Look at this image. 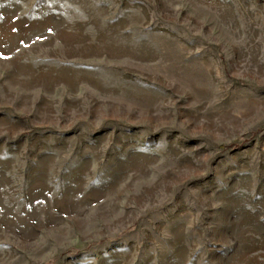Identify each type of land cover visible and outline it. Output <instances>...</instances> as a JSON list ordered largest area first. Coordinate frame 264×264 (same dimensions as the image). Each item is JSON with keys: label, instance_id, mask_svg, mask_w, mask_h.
Returning a JSON list of instances; mask_svg holds the SVG:
<instances>
[{"label": "rangeland", "instance_id": "374dc122", "mask_svg": "<svg viewBox=\"0 0 264 264\" xmlns=\"http://www.w3.org/2000/svg\"><path fill=\"white\" fill-rule=\"evenodd\" d=\"M0 264H264V0H0Z\"/></svg>", "mask_w": 264, "mask_h": 264}]
</instances>
